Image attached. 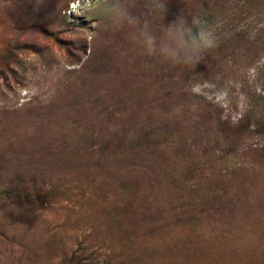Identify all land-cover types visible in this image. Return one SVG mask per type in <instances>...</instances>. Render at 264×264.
Listing matches in <instances>:
<instances>
[{
	"label": "rangeland",
	"instance_id": "374dc122",
	"mask_svg": "<svg viewBox=\"0 0 264 264\" xmlns=\"http://www.w3.org/2000/svg\"><path fill=\"white\" fill-rule=\"evenodd\" d=\"M115 2L0 0V264H264V0H167L218 37L194 69Z\"/></svg>",
	"mask_w": 264,
	"mask_h": 264
},
{
	"label": "clouds",
	"instance_id": "9594fccd",
	"mask_svg": "<svg viewBox=\"0 0 264 264\" xmlns=\"http://www.w3.org/2000/svg\"><path fill=\"white\" fill-rule=\"evenodd\" d=\"M136 6L137 0H116L106 11L112 27L118 31L127 29L131 42L146 56L158 57L172 67L194 69L218 47L215 31L200 15L180 13L165 24L167 0H145L150 12L147 17L134 14ZM242 118L241 112L235 120Z\"/></svg>",
	"mask_w": 264,
	"mask_h": 264
},
{
	"label": "trees",
	"instance_id": "16d2710c",
	"mask_svg": "<svg viewBox=\"0 0 264 264\" xmlns=\"http://www.w3.org/2000/svg\"><path fill=\"white\" fill-rule=\"evenodd\" d=\"M246 3V2H245ZM242 93H243V95H244V97H246L247 99H249L250 100V93L248 92V91H242ZM188 94V93H187ZM192 97L194 98V96H192L191 95V97H190V99H192ZM195 98H196V96H195ZM197 98H199L200 99V97H197ZM249 104V106H250V108L248 109V111H247V114H246V120L250 117V116H254L257 112H258V109H259V106H260V103L258 102V103H255V102H253V103H251V101L250 102H248Z\"/></svg>",
	"mask_w": 264,
	"mask_h": 264
}]
</instances>
